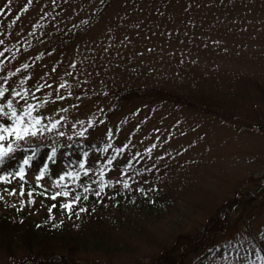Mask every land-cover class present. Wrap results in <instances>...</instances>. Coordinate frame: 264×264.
Segmentation results:
<instances>
[{
    "label": "rangeland",
    "instance_id": "1",
    "mask_svg": "<svg viewBox=\"0 0 264 264\" xmlns=\"http://www.w3.org/2000/svg\"><path fill=\"white\" fill-rule=\"evenodd\" d=\"M103 2L0 0V127L16 112L39 129L20 145L51 157L9 177L4 196L38 204L28 186L67 198L89 185L116 198L123 212L109 205L113 219L82 223L105 248L77 252L74 264H154L212 218L224 226L177 252L182 264H264V133L155 95L257 100L264 0H111L93 20ZM82 144L94 148L83 166ZM22 149L5 171L19 170ZM19 252L0 264L20 262Z\"/></svg>",
    "mask_w": 264,
    "mask_h": 264
},
{
    "label": "trees",
    "instance_id": "2",
    "mask_svg": "<svg viewBox=\"0 0 264 264\" xmlns=\"http://www.w3.org/2000/svg\"><path fill=\"white\" fill-rule=\"evenodd\" d=\"M110 1L105 0L102 3L93 14V20L100 15ZM155 95L157 97L163 95V97L174 101L175 104L183 103L185 107L210 113L225 121L238 122L242 126L253 127L264 133V91L262 90H260V97L254 102L234 100V103L228 99L222 102L212 101L205 97L197 100L196 104L189 101L193 100L192 97L183 101L179 99V96L173 94L159 92ZM133 96L134 92H125L119 98L129 100ZM216 107L219 109H215ZM107 117L105 116L103 119H107ZM4 144H7V141H4ZM40 147L41 145H36L24 148L20 145V148H23V156H27L25 151L29 148L27 150L29 157H32L34 162L41 160L42 167H44L51 157L44 158ZM30 149L32 150L29 151ZM77 149L78 151H74V154L78 153L77 160L82 162L81 166H83L87 156L94 151V148L82 144L78 145ZM4 162L0 163V176H2L1 173L4 175L8 173L5 171L8 163ZM0 182V186L4 187L6 181ZM102 189L103 187H99L95 190L93 187L85 185V187H79L77 193L75 189H70L74 192L69 193L67 198H63L61 196H64L65 190L52 193L40 187L28 186V194L38 200V204L22 201L23 199L11 200L4 196V189H0V254L5 252L6 256L13 257L16 252L20 251L19 257L22 260L15 261L13 264H74L73 257L77 252L88 251L91 246L103 250L105 245L98 241V238L92 240L83 234L85 232L82 231V223L90 222L89 216L90 220L97 223L104 221L103 216L105 215L113 219V215L107 214L109 205L112 206L111 214H118L124 209L122 204L119 205L114 201L116 198L107 203ZM117 195L123 199L124 195ZM114 196L116 195H112V197ZM66 204L72 205L71 211L64 207ZM81 209L85 211H81ZM114 222L119 225L118 221ZM219 224L224 226V222L212 218L197 238L190 235L179 236L173 248L171 250L164 249L154 264H182L184 255L177 252L186 249L191 254L193 250H198L202 244L201 238L214 235L220 230ZM90 232L96 233L92 228H90Z\"/></svg>",
    "mask_w": 264,
    "mask_h": 264
},
{
    "label": "snow or ice",
    "instance_id": "3",
    "mask_svg": "<svg viewBox=\"0 0 264 264\" xmlns=\"http://www.w3.org/2000/svg\"><path fill=\"white\" fill-rule=\"evenodd\" d=\"M9 107H11V102H9ZM13 122L11 127H0V163H3L5 158L13 155L18 148H20L19 142H24L30 137H34L39 134V129L35 127V124L26 123L23 117H20L16 112L12 113ZM36 123H39L37 121ZM6 134V135H5ZM8 137H15V140L18 142L13 144L11 140H8L7 146L2 143L7 140ZM32 157L24 156L22 159V163L19 165V170L16 172L6 173L4 176H0V181H6L9 177H19L20 180L25 178V166H30V162ZM45 174V170H41L40 177L42 178ZM68 175H71L69 173ZM65 177L61 176L60 179L63 180ZM127 187V185H125ZM67 196V193L64 194ZM55 198V197H54ZM69 211L72 209L71 204H66L64 206ZM81 211H85L81 209Z\"/></svg>",
    "mask_w": 264,
    "mask_h": 264
}]
</instances>
